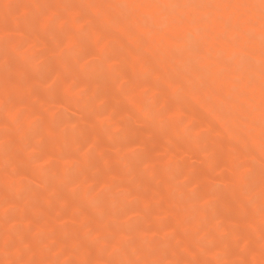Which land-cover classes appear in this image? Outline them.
<instances>
[{"label": "snow or ice", "instance_id": "snow-or-ice-1", "mask_svg": "<svg viewBox=\"0 0 264 264\" xmlns=\"http://www.w3.org/2000/svg\"><path fill=\"white\" fill-rule=\"evenodd\" d=\"M3 7L15 9V20H5L0 28V40L3 41V50L0 51V62L5 69L3 87L0 88V130H3L8 139V145H18L17 155L21 163L25 164L31 172L44 171L55 167L57 174L51 176L46 183L55 185L62 198H67L70 203L64 209L67 213L72 207H80L78 199L81 191V177L86 176L88 168L84 161L99 152L97 159L105 174L120 176L127 172L132 174L137 168L143 175H147V168L152 158V153L157 152L158 143L171 140L177 143L185 152L192 151L193 155L206 167L200 170V175H208L215 172L220 165L217 161L227 155H235L236 146L232 152L227 146L207 145L202 141L213 132V122L208 121V126L197 123V117L189 112L185 104H191L197 111L211 108L224 115L234 106H238L243 100L251 105L252 98L248 96L249 90H254L256 78L254 75L256 66H259V127L261 136V165L257 174L256 168L250 163L238 160L231 167V172L223 177L215 176L217 181L223 179L227 183H217L211 188L206 183H195L190 186L188 196L199 203L198 211L204 213L205 220L216 201L224 198V208L217 209L222 215L231 213L236 217L247 220L253 212L254 198L257 180L260 188L259 213L262 217L261 238L264 240V0H240L236 3H189V2H144V0H130L128 3L117 5H97L96 3H68L40 2L17 4L15 6L4 4ZM103 7H117L122 10H157L162 19L159 23L151 14H142L135 18V25L142 29L139 33L134 55L136 60L128 54L127 44L120 40L121 29L133 23L131 15L121 17L107 16L100 9ZM231 9L232 15L227 19L218 18L223 24V29L216 35V39L224 40L232 48H239V54L221 52L214 62L223 66L218 76H223L225 70H231L234 64L237 67H247L249 74L246 80L237 77L229 81L227 91L223 87H216L208 83L211 72L202 64V54L205 43L201 38V29L197 27L193 32H187L183 37L182 47L161 43L159 52L155 58L149 49L155 41L153 36L165 29L185 23L202 24L209 17H197L185 15L186 10L199 11L201 9ZM21 9L25 11L21 13ZM96 10L95 12L93 10ZM31 17V26L25 30L23 22ZM171 18V23H169ZM258 28V31H257ZM259 41V59L250 51V46ZM86 49V50H85ZM190 55V72H174L170 67L173 64L185 62L184 52ZM212 59L211 56L208 57ZM48 59L53 64V71L45 80H31L26 75L33 62L42 63ZM142 63L144 72L141 74L135 70V64ZM98 67L102 72L112 77V85L115 94L127 97L135 106L133 113L143 118L148 127L146 141L137 139L136 147L121 144L118 140L119 131L124 127L123 120H117L115 115L109 116L107 107L93 112L91 118H86L87 123L96 127V120L102 118V126L111 131L116 129L108 139L111 149L122 151L125 147L128 152L119 155L111 150L100 151L102 145L87 143L79 146L71 155L66 157H54L49 151L57 143V135L67 134V127L63 129L57 123V117L64 110V105L76 99L89 97L93 102L100 100L97 93L89 96L91 89L84 86L92 79L93 68ZM231 75V72H227ZM21 89L26 91L21 92ZM139 90V91H138ZM103 104V101H101ZM17 105H24L17 110ZM48 105L49 107H46ZM254 111V110H253ZM26 117H34L41 124L42 131L38 138H30L20 135L21 121ZM254 126V120H253ZM75 127V125H73ZM15 129L16 135L10 136V131ZM155 129V131H152ZM199 129V131H197ZM161 159L167 160V153H159ZM64 161L63 173L60 174V163ZM118 161V162H117ZM208 166H211L210 168ZM168 167H171L169 162ZM17 169L15 175H20ZM66 177V179H65ZM96 183L89 185L86 191L91 194L99 186L100 177H93ZM87 184V180L83 181ZM115 186H119L118 184ZM243 193V194H242ZM95 206V201L90 202ZM75 215H79L76 213ZM231 218V217H230ZM214 219L219 220V216ZM240 220L234 223V230L239 232ZM200 231H205L209 249L214 246L217 229L207 228L204 221L201 222ZM114 226L106 225L111 230ZM124 237L120 247H112L111 239H105V247L101 251L109 255H118L134 239L138 238L139 230L133 232L125 225L120 229ZM156 233L153 232V236ZM99 240V237L89 233L86 240L78 245L87 248L90 242ZM16 248L14 240H5V250L11 254ZM204 249H201V253ZM241 256L237 260H201L190 259L174 264H264V243L261 244L260 256L257 261L253 250L245 246L238 250ZM24 253L20 252L16 258L7 259L4 264H61L60 261L26 260ZM64 264H173L162 260L136 259H107L65 261Z\"/></svg>", "mask_w": 264, "mask_h": 264}, {"label": "rangeland", "instance_id": "rangeland-1", "mask_svg": "<svg viewBox=\"0 0 264 264\" xmlns=\"http://www.w3.org/2000/svg\"><path fill=\"white\" fill-rule=\"evenodd\" d=\"M45 1L40 0V2ZM35 2L37 0H0V28L3 27L6 19L10 22L15 20L14 7L6 10L3 7L4 4L15 6L17 4ZM64 2L77 3V0H64ZM24 11V9H21V13ZM93 11L95 12L96 10L94 9ZM100 11L107 16L113 17L131 15L135 18L140 13L139 10L137 12V10H122L120 8H101ZM31 22V17L23 22L25 30L30 28ZM132 31L123 27L120 33V40L127 44L128 54L135 61V49H132L133 51L129 49L130 45L133 46L131 39L134 32ZM2 35L3 33H0V36ZM3 47V41L0 40V51L3 50ZM95 68L96 70H94ZM135 70L143 74V64L136 63ZM25 71L31 80H45L53 71V64L50 60L45 59L42 63L33 62L29 69ZM92 71V79L86 82L84 86L91 89L89 96L98 93L101 99L93 102L86 96L82 99L73 100L63 106L64 110L57 117V123L61 125L62 129L65 126L67 127V134L64 139L59 138L57 135V143L54 150L58 153H55L57 156L53 155L54 157L66 156L71 150L74 152L81 145L87 143L96 144L97 142L102 145L100 151L111 150L114 154L119 151L118 149H111L108 139L116 129H111V131L106 130L102 126V118L96 120V127L86 122V118L90 119L91 114L101 109V107H107L109 116L115 115L117 120H123L124 127L119 131L118 137L121 144L136 147L134 142L137 139L146 141L148 138L149 130L147 125L144 124L143 118L133 114L136 111L135 106L127 97L115 94L112 77L95 66ZM4 77L5 69L3 63L0 62V88L3 87ZM23 91H26V89H21V92ZM101 101H103V104ZM2 102L3 96H0V103ZM185 104L189 112L194 113L196 117L199 114L207 115L205 109L197 111L195 107L188 104L187 100H185ZM45 106L49 107L48 105ZM23 108L24 105H17V110ZM197 123L199 122L197 121ZM204 126L207 127L208 125L204 124ZM42 131L46 130L42 129L41 124L34 117H30L29 121L25 123V131L22 135L38 138ZM152 131H155V129H152ZM9 135L15 136L13 135V130L10 131ZM230 136H233L234 139L239 138L243 142L247 141L245 136H243L244 138L241 136L243 140L235 132L216 133L213 131L202 142L210 146H220L224 145L227 141L233 142L234 139L230 140ZM7 139L8 137L5 136L3 130H0V264H4L9 258H16L20 252L24 253L23 258L27 260L29 258L30 260H37L36 258L41 256L40 260L60 261L61 264H64L65 261H83L85 253L97 252L106 256L112 250L110 247L108 252L101 251L105 247L106 235L107 239H111L114 235L116 238L120 229L125 225L133 232L139 230L138 238L131 241L120 254L110 255L112 259H136L138 254H136L135 245L140 239H143L145 242L150 240L154 242L153 247H156L152 251L156 253L149 254L147 260H162L173 262V264L177 261L184 262L193 258L213 261L237 260L241 258L237 254L238 250L245 246L253 250L254 258L257 261L261 258V247L254 241L257 233L261 232L262 217L259 212L256 214L252 212L248 216L247 220L251 218L254 224V228L250 227L247 225V220L241 217H236L227 212L221 215L217 211V209L222 210L224 208L225 200L221 198L216 201V204L208 213L207 220H205L204 213L198 211L199 203L188 196L193 182L206 183L211 188H215L217 183H227L223 179L219 181L214 179L215 176L223 177L228 175V173L230 174V170L227 168L229 165L225 166L224 164L227 163L226 158V162L223 161L224 157H221L217 161L220 167L216 168L214 173L210 172L208 175L201 176L199 171L206 166L196 159L192 151L185 152L177 143L165 140L163 143L155 145L158 151L152 153V158L147 168V175H143L140 169L137 168L132 174L125 172L120 176H114L104 173L97 159L99 156V152H97L94 156L84 161L88 172L86 176L81 177V185L85 187L83 191H80L78 197L81 201V206H74L65 213L64 209L70 201L67 198H62V192L55 185L50 186L46 183L51 176L57 174V169L52 167L44 171L31 172L19 160L17 155L18 145L10 146L6 144L5 141ZM247 147L250 148L251 146L248 145ZM237 148L238 151L244 149L240 145ZM127 152L128 148L125 147L122 151H119V155H125ZM168 152L172 153L171 157L167 160L160 158L159 153ZM58 162L61 165L60 174L64 176L62 175L65 166L64 161L60 160ZM169 162H171L170 168L168 167ZM253 165L257 170L259 164L254 163ZM18 167L21 170V174L15 175ZM208 167L210 168L211 166ZM93 176H99L100 182L96 191L89 194L86 191L87 187L96 183L92 179ZM85 179L87 180V184L83 182ZM117 184L119 185L118 187L115 186ZM167 185L171 187L170 192L175 195L177 200L175 199V205L167 206L162 204V206L161 202L157 203L155 200L158 201V197L162 198L166 194ZM154 189L156 192H154ZM107 192L112 193V195H109ZM258 193L256 194L257 196L255 195L256 197H260ZM142 200H144V203L147 201V203L143 205ZM91 201H95L94 207L90 205ZM112 201H114L113 209H116V207L120 208L117 209V213L118 210L121 211L122 207L126 208L127 206L129 208H126L128 210L122 208V211L127 212H124V214L119 213V217L111 220L113 221L118 218L116 222L114 220L108 223L114 226L110 233L107 231L98 233L96 232L98 231L97 225L99 221L102 222L107 217L106 213L109 212L108 207L112 206V203L110 205L109 203ZM184 205L186 208L190 206L188 213L184 216L185 221L182 220L183 217L178 215ZM158 211H160V214ZM162 211L166 212L163 213ZM76 213H79V215H75ZM103 215L105 216L101 220V216L103 217ZM217 216H219V220L214 219ZM236 220L241 221L238 233L234 230ZM202 221L210 229H216L217 224L220 225L217 229L214 246L211 249H209L205 231H200ZM153 232L156 233L155 236H153ZM89 233L98 236L99 240L90 242L87 248L79 247L80 242L86 240ZM21 237L23 239L24 237H28L31 239V242L23 243L22 241L21 243L19 242ZM247 238L248 241H246ZM5 240H14L16 243V248L12 250L11 254L5 250ZM121 243H123V240ZM202 248L204 249L203 253H201Z\"/></svg>", "mask_w": 264, "mask_h": 264}, {"label": "bare ground", "instance_id": "bare-ground-1", "mask_svg": "<svg viewBox=\"0 0 264 264\" xmlns=\"http://www.w3.org/2000/svg\"><path fill=\"white\" fill-rule=\"evenodd\" d=\"M46 1H48V2H60V0H46ZM83 2L84 3L93 2V3H96L97 5L108 6V5H117V4H121V3H128V2H130V0H77V3H83ZM144 2H149V0H144ZM152 2H162V3L163 2H177V0H152ZM178 2L220 3V4H223V3H236V2H240V0H178ZM103 8H117V7H103ZM137 12H138V10H137ZM139 12L140 13H138V16H140L142 14H151L153 16V18L157 21V23H159L161 21V19H162L160 13L157 10L141 9V10H139ZM184 14L188 15V16L195 15L197 17L207 16V17H209V19L207 21H205L204 23H202V24L185 23V24H183L181 26L174 27L172 30L165 29L163 32H159V33L154 34L153 40L155 41V44L153 45V47L151 49H149V52L153 56V58H155L157 56V54L159 52V45L162 42L165 43V44H168V45H174L176 47H182L184 34L187 33V32H193V31H195V29L197 27H199L201 29V33H200L201 34V38H202V40L205 43L204 51H203V54H202V57H201L202 64L206 68H208L209 71L211 72V77L208 78V83L209 84H214L216 87H223L225 89V91H227L228 88L230 87V84H229L230 80L236 79L237 77H243L246 80V78H247V76L249 74V70L247 69L246 66L245 67H237L234 64V66H233V68L231 70H225V74L223 76H218L217 74L221 72L223 66L217 65L214 62V58H215V56L218 53H221V52L233 53V52H235V53L239 54V52H240L239 48H232L224 40L215 38L216 35L218 33H220L222 31V29H223V24L220 22V20L218 18L222 17L224 19H227L230 15H232V10L231 9L216 10V9L205 8V9H201L199 11L186 10ZM138 16H135V18L138 17ZM135 18L133 17V23L131 25H126L125 26L126 28L130 29L131 31L133 30L132 32H134L133 37L131 39V43L133 44V46L130 45V47H129V49H131V50L132 49L133 50L136 49L137 42L139 40V33H140V31H142V29H138L136 27ZM169 23H171V18H169ZM257 31H258V28H257ZM250 51L255 53L256 58L258 60L259 59V41H258V39H257V41L255 42L254 45L250 46ZM209 56H211L212 59H209L208 58ZM184 59H185V62L183 64H173L170 61V67H172L174 72H180V73L190 72V70H191L190 69V55L186 51L184 52ZM94 70H96V68ZM228 71L231 72V75L227 74ZM254 75H255V78H256L255 88H254V90H249V92H248V96L251 97L252 101H253V103L251 105H249L247 103H244L243 100H242L241 103L238 106H234L230 111H226V114H224V115H221V114L217 113L216 111L212 110L211 108H205V112L207 113V115L199 114L198 117H197V121L199 123H203L205 125H208V121L215 122V123H213L214 127H215V128L213 127V131L216 132V133H221V132H229V133H231V132H235L236 134H239L240 137L241 136L242 137L243 136L246 137L247 141L243 142L239 138L238 139H236V138L234 139L233 136L232 137L230 136L231 137L230 140L232 138L234 139V140L232 139L233 142L227 141L224 144V146L228 147L229 152L233 151V149H232L233 145L236 146L235 155L223 156L224 157V159H223L224 162H226L225 158L227 159V163H224V164H225V166L229 165V167H227V168L230 170V172H231V167L238 160H243L245 162H250L252 165L254 163H258L259 165H258V169H257V174L259 172L260 165H261V155H262V153H261V136H260V127H259L260 87H259V66H258V64L256 66ZM29 118L30 117H26L25 119H23L21 121V129H22V131L20 132V135H22L24 133V131H25V123H27L29 121ZM253 120H254V126H253ZM13 135H16L15 129H13ZM58 136H59V138H63V139L66 137L65 135H62V134H58ZM73 140H75V139H73ZM247 143H249L248 145L251 146L250 148L247 147L248 146ZM245 144H246V148L247 149L245 148ZM239 145L242 146L244 149L238 151L237 147ZM50 149H49V151L51 152L52 155H55V153L56 154L58 153V152H56L54 150V148H52L51 150ZM72 153H73V150H71L66 155V157H71ZM55 156H57V155H55ZM171 156H172V153L168 152L167 153V157L169 158ZM62 175H64V174L62 173ZM81 186H82L81 187V191H83L85 187H84V185H81ZM170 189H171V187L169 185H167L166 186V190H167L166 194L163 195L162 198L158 197V199H159L158 201H156L154 199L155 202H157V203L161 202L160 203L161 205L165 204L167 206H171L172 204L175 205L177 199H176L174 194H171ZM176 189H178V188L176 187ZM154 192H156V190ZM258 192H260V188H259V184H258V180H257V186L255 188V192L252 193L253 198H254V204H253V213L254 214L259 212V207H260V202H261L260 201V197H256L257 196L256 194ZM108 194L112 195V193H108ZM178 196H179V194H178ZM160 199H162V200H160ZM142 201H143V203H142L143 205H145L147 203V201H145V203H144V200H142ZM113 202L114 201L109 203V205L112 203L111 204L112 206L108 207L109 212L106 213L107 217L104 218L105 215H103V217L101 216V220H102V218H104V221L103 220H102V222L99 221V223L97 225V230L98 231H96V232L101 233V231H103V233H104V231H107L108 233H110L111 230L107 229L106 225H108V223L113 218L119 217L120 214H124V212H127V211H122V208H125V207H122L121 211L118 210V213H117V209H120V208H117L115 206L116 209H113L112 208L113 207ZM156 204H155V206H156ZM119 207H120V205H119ZM126 208H129V207L126 206ZM126 208H125V210H128ZM189 208H190V206H189ZM189 208L188 207L186 208L185 205H184L180 209L182 211H180L178 213V215L180 217H183L182 218L183 221H185V217L184 216H185V214L188 213ZM163 209H164V207H163ZM114 210H115V212H114ZM158 210H161V209H158ZM166 211H162V212L164 213ZM158 212L160 214V211H158ZM116 214H117V216H115ZM116 220H118V218H116ZM116 220H115V222H116ZM95 221H97V220H95ZM113 221H111V222H113ZM247 225L254 228V224H253V221H252L251 218H249L247 220ZM94 229H96V228H94ZM168 230H169V228H168ZM31 236H32V234H31ZM106 238H107V235H106ZM122 240H124V237L119 232L118 236L115 238V241L114 240L112 241V244H113L112 247H119L120 244H122L121 243ZM153 240H154V238H153ZM22 241H23V243L24 242L30 243L31 239L28 238V237L27 238L24 237V239H23L21 237V240H19V242L22 243ZM246 241H248V238L246 239ZM254 241H255V243L258 246L261 247V244L264 243V240H262V238H261V232L257 233V235L254 238ZM153 244H154V242H152L150 240H148V242L147 241L145 242L143 239L138 240L136 245H135L136 246L135 250L137 251L136 254H138L137 258H140L142 260H147V258L149 257L148 255L153 253L152 251L156 248V247L155 248L153 247L154 246ZM40 249H42V248L40 247ZM33 251H35V250H33ZM85 252H87V251H85ZM37 253L39 254V252H37ZM154 253H156V252H154ZM165 253H167V252L165 251ZM7 254H6V256H7ZM170 255H171V252H170ZM3 256H4V254H3ZM33 257H35V256H33ZM40 258H41V256L39 258H36V259L40 260ZM83 258H84V260L88 259V260L96 261V260L112 259V256H110V255L104 256L103 254H98L97 252L96 253L93 252V253H85ZM29 260H30V258H29ZM41 260H43V259H41Z\"/></svg>", "mask_w": 264, "mask_h": 264}]
</instances>
